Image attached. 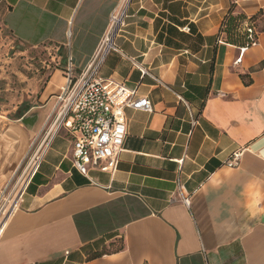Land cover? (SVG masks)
Instances as JSON below:
<instances>
[{
	"label": "crops",
	"instance_id": "obj_1",
	"mask_svg": "<svg viewBox=\"0 0 264 264\" xmlns=\"http://www.w3.org/2000/svg\"><path fill=\"white\" fill-rule=\"evenodd\" d=\"M5 2L14 39L61 49L79 76L124 0ZM237 15L258 29L244 52L241 34L232 42L223 31ZM114 44L100 75L137 89L153 110L125 108L113 175L78 171L63 130L27 178L33 139L46 141L66 84L53 73L40 103L0 129V199L17 198L0 264H264V0H130Z\"/></svg>",
	"mask_w": 264,
	"mask_h": 264
},
{
	"label": "built area",
	"instance_id": "obj_2",
	"mask_svg": "<svg viewBox=\"0 0 264 264\" xmlns=\"http://www.w3.org/2000/svg\"><path fill=\"white\" fill-rule=\"evenodd\" d=\"M129 1L124 0L123 5L113 14L109 32L101 44L98 56L84 73L75 75L73 58L69 57L66 84L58 94L56 117L44 146L29 162L27 178L37 167L50 140L63 130L72 139V160L78 171L88 174L91 170H98L113 175L118 170L128 134L129 121L125 108L147 112L153 110L149 97L139 95L137 89L129 88L121 80L102 77L99 73L104 57L116 49L114 38L125 22ZM184 29L189 31L188 27ZM243 31L247 34V43L241 49L242 52L258 42V29L253 21L244 22ZM241 60L240 56L235 63ZM241 154V151L233 152L226 165L238 166ZM177 185L182 203L189 207L190 196L182 194L183 184L180 179Z\"/></svg>",
	"mask_w": 264,
	"mask_h": 264
},
{
	"label": "rangeland",
	"instance_id": "obj_3",
	"mask_svg": "<svg viewBox=\"0 0 264 264\" xmlns=\"http://www.w3.org/2000/svg\"><path fill=\"white\" fill-rule=\"evenodd\" d=\"M7 10L5 0H0V129L14 124L30 107L38 105L43 91L53 73L59 69L66 77V55L52 45L27 47L14 39L4 25ZM65 81V78L63 79ZM45 134L33 139L30 158L44 146ZM11 199H9L10 201ZM6 196L0 199L1 217L10 204Z\"/></svg>",
	"mask_w": 264,
	"mask_h": 264
},
{
	"label": "trees",
	"instance_id": "obj_4",
	"mask_svg": "<svg viewBox=\"0 0 264 264\" xmlns=\"http://www.w3.org/2000/svg\"><path fill=\"white\" fill-rule=\"evenodd\" d=\"M245 21H254V18H245L242 15L237 16H231L229 19L225 22V26L223 28V31L227 34V40L236 42L237 36L241 34L243 41V46L247 43V34L245 32H241L242 28L244 27Z\"/></svg>",
	"mask_w": 264,
	"mask_h": 264
},
{
	"label": "bare ground",
	"instance_id": "obj_5",
	"mask_svg": "<svg viewBox=\"0 0 264 264\" xmlns=\"http://www.w3.org/2000/svg\"><path fill=\"white\" fill-rule=\"evenodd\" d=\"M16 200H17V198L11 201L8 209L4 212V214H3L2 217L0 215V231L3 229V227H4V225H5L6 221H7V219L9 218L10 213H11V211L13 210V208L15 206Z\"/></svg>",
	"mask_w": 264,
	"mask_h": 264
}]
</instances>
